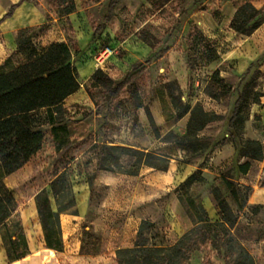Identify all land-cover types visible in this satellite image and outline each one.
<instances>
[{
  "label": "rangeland",
  "instance_id": "1",
  "mask_svg": "<svg viewBox=\"0 0 264 264\" xmlns=\"http://www.w3.org/2000/svg\"><path fill=\"white\" fill-rule=\"evenodd\" d=\"M37 1L52 10L47 0ZM99 1L94 0V3ZM103 1L107 4L109 0ZM167 1L145 0L138 14L124 20V30L113 40L104 32L109 23H104V26L100 27L103 23V16L99 10L102 5L88 9L76 5L75 11L77 6L84 11L87 18L86 27L91 25V33L88 39L86 38L88 30L83 31L82 43L78 47L73 40L75 36L69 34L67 45L72 62L73 58L83 53L114 81H120L132 64L143 63L144 72L137 78L136 86L147 111L141 109L137 112L138 125L134 122L126 96L122 95L114 103L112 108L114 113H109L102 106L106 98L104 89H94L91 96L86 91L85 93L79 91L88 89L83 77H78L79 89L76 96L67 97L63 102V107L68 113L66 121L52 124L48 117L50 110L43 108L39 111V114L45 117V121L40 130L31 127L34 146V153L31 156L40 165L44 182L40 184L42 178L37 170L34 169L30 173L26 166L13 175L16 180L15 186L6 182L17 199V219L24 231L27 255L20 261L9 263L0 239V264H116V252L134 246L139 239L137 232L140 222L144 220L154 223L152 229L143 233L146 245L171 246L189 230V226L170 207L169 195L175 194L179 186L169 184L167 179L169 168L184 164L203 167L209 162L212 153L226 143L230 150L225 154L232 160L223 174L234 178L240 158L239 142L244 140L261 142V139H264L261 120L256 113L260 101L264 100V54L259 60H255L254 66L245 74L248 62L245 49L232 48L228 42H223L219 38H209V34L203 32V36L208 39L217 54L216 60L209 62L208 56L198 44L196 34L190 30L191 24L188 23L185 29L181 25L177 26L179 22L175 14H188V10L199 7L205 8L217 17L219 4L223 0H174L167 8L154 15L155 19L160 18L163 30H157V27L152 25L150 29L157 31L153 36L150 30L141 28L154 14L153 10L159 9ZM261 17L263 22L264 8ZM63 28L69 30L68 25H64ZM43 29L44 27L42 31ZM38 31L37 28L31 29L33 38ZM142 31H147L155 37L159 44L157 42L153 49L144 44L141 40L148 36ZM160 38L162 40H159ZM33 41L39 49L45 48L37 39ZM146 47L151 50L148 55L143 50ZM164 47H169L170 51L160 57L158 51ZM8 60L9 64L3 63L0 72L4 71V68L18 67L23 63L22 56L16 51L11 52ZM188 62L191 63L190 68ZM215 71H219L220 77L231 88V93L218 101L205 93ZM240 93L245 97L242 105L243 121L232 136L233 132L227 129V121ZM169 94L182 105L194 107L199 104L204 112L219 119L206 125L200 132L204 139L188 143V150L177 146L174 138H164L170 132L175 136H183L189 119L187 115L185 121L175 123L169 117L168 103L172 108ZM256 94L261 96L258 103L254 104ZM147 112L158 129L159 139L153 134ZM153 113L160 122L159 113L164 123H156ZM103 140L145 148L154 153L153 160L148 168L140 167L136 176L125 174L126 171H134V159L129 157L121 161L122 173L99 171L96 151H91L90 148ZM193 147L198 148L197 152H193ZM64 170H67L69 175L75 208L60 215L62 251L49 252V249L44 247L34 197L46 189L55 210L49 183ZM155 172L160 175L161 185L156 184L159 180L147 182L145 179L147 175ZM204 180L202 172L195 170L187 182ZM213 187L210 186L209 191ZM217 187L234 207L222 182H219ZM241 217L242 220L251 219L247 212ZM243 244L251 253L250 245ZM202 256L203 253L195 254L186 264H202ZM210 264L223 262L212 255Z\"/></svg>",
  "mask_w": 264,
  "mask_h": 264
},
{
  "label": "trees",
  "instance_id": "2",
  "mask_svg": "<svg viewBox=\"0 0 264 264\" xmlns=\"http://www.w3.org/2000/svg\"><path fill=\"white\" fill-rule=\"evenodd\" d=\"M26 1L31 0H19L14 4L0 19V23L9 18L14 10ZM118 1L109 0L107 14L100 27L110 21ZM47 2L59 17L67 16L76 9L74 0H47ZM261 18V11L255 9L249 2H245L236 9L229 28L237 35L248 36L260 26ZM190 30L196 34L198 44L208 56L209 62L215 61L217 54L208 39L196 27L192 26ZM142 32L148 37L141 41L153 49L158 41L147 31ZM15 49L16 53L22 56L23 63L18 67L4 68L5 70L0 72V239L9 263L20 261L27 255V243L21 223L17 219V199L14 191L7 185L6 178L26 166L30 173L34 169L37 170L42 178L40 184L44 182L40 165L31 156L34 153L31 127L39 130L43 126L45 117L39 114L40 109L43 108L50 110L48 117L52 124L66 121L68 113L63 107V102L79 89L76 80L77 71L73 66L67 44L53 43L46 48L39 49L34 44L31 29H22L17 33ZM169 51V47H164L159 49L158 53L161 57ZM4 63L9 64V60L7 59ZM187 64L190 68L191 63ZM253 66L254 63L250 64L245 74H248ZM143 72L144 64L136 62L131 65L120 81H114L107 73L97 69L91 75L92 83L86 92L91 96L94 89H104L106 98L102 106L109 113H114L112 110L114 103L125 95L133 113L134 122L138 123L137 112L141 109L147 111L136 86V80ZM205 93L218 101L228 96L231 88L220 77L219 71H215ZM260 96L255 95L254 104L258 103ZM169 98L175 110L174 118L178 121L189 115V119L183 136H175L170 132L164 138L172 137L177 146L188 150V143L204 139L200 136V132L206 125L219 119L215 115L204 112L199 104L190 107L182 105L172 94H169ZM244 100V94L240 93L227 121V129L233 132L232 136L243 121ZM32 111L34 112L30 116L29 113ZM147 115L153 134L159 139L158 129L149 112ZM111 116L113 117L112 114ZM239 148L240 157L255 161L263 158V144L258 140L241 141ZM90 150L96 151L97 169L111 174L122 173L123 158H133L134 171L125 172L131 176L138 175L140 167H149L154 156L152 151L145 148L105 140L97 142ZM197 150V147H193V152ZM249 168V163L236 165V174L245 175ZM221 182L227 195L238 210L242 211L246 207L251 189L237 184L234 178L227 176H223ZM49 188L55 210L52 208V202L48 198L46 189L36 194L34 204L43 234L44 247L61 252L63 242L60 215L75 208V198L67 170L58 174L49 183ZM210 193L218 211L217 221L207 218L203 206L196 203L187 193L185 184H181L176 188L175 194L191 220L192 228L182 234L173 245L155 247L146 245L143 239V233L152 229L154 223L141 221L137 232L139 239L132 248L116 252V264H186L193 255L199 253H203L202 264H210L212 255L221 259L223 264H257L249 249L233 234L238 223V216L221 190L213 187ZM250 210L252 214H256L261 207H252Z\"/></svg>",
  "mask_w": 264,
  "mask_h": 264
},
{
  "label": "crops",
  "instance_id": "3",
  "mask_svg": "<svg viewBox=\"0 0 264 264\" xmlns=\"http://www.w3.org/2000/svg\"><path fill=\"white\" fill-rule=\"evenodd\" d=\"M18 1L19 0H0V19H2V17ZM144 1L145 0L118 1L114 7L113 15L110 21L107 22L109 23L108 27L104 31L105 34H108L109 39L113 40L120 36L125 27L124 20L129 16L134 17L136 14H138L142 4L145 3ZM173 1L174 0H168L167 3L159 9H154V14L148 18L149 21L143 23L144 25H142L141 28L150 30V32L154 34L153 36L156 35L157 31H154L155 29H150L152 25L156 26L157 30H163V28L160 26V18L158 17L155 19L154 15L162 11L164 8H167V6ZM74 2L75 5L82 6V9H88L92 6L99 7V5H102L99 10L103 18L107 14L108 3L106 4V2L103 0H100L96 3H94V0H74ZM245 2H249L255 9L260 11H262L264 8V0H223L219 4L217 17H214L210 12L202 7L188 10V14L177 13L175 14V17L178 18L179 25L183 26L184 29L187 27V24L190 23L191 26L196 27L201 33H208L209 38H219L221 41L231 44L232 48L236 47L237 49L238 47H241L242 49H245V51H247L246 59H248L246 64L247 66L245 68L246 70L250 64L254 63L255 60L259 59L264 54V21L248 36H242L233 33L229 28V23L236 9ZM78 6L77 11H74L67 16L59 17L57 14H55L56 11L54 9H52L54 10V12H52V10L47 9L41 4V2L37 0L21 3L9 18L0 23V68L2 64L8 58H10L11 52L16 51L15 37L18 31L22 29L37 28L39 33L35 35L33 39H37L38 43L45 48L53 43L67 44V38H70L69 34H73L75 36L73 40L76 41V45L78 47L79 44L82 43V33L84 30H88L86 32V38L89 39L91 25L86 27V15L84 14L83 10L78 8ZM64 25H68L69 30H65L63 28ZM43 27L44 29L42 31ZM159 40L162 39L160 38ZM143 50L147 55L151 52V50L149 48L147 49V47ZM73 66L77 71V78L83 77L84 84L89 89L92 83L91 75L95 70L99 69V67L90 57L84 56L83 53L78 54L77 58H73ZM79 91L85 93L86 90L82 89ZM75 96L76 92L70 95L68 98H74ZM259 104L260 106L256 110V113L260 117L261 128L264 135V100L260 101ZM154 105L156 104L154 103ZM167 106H169V117L172 118L175 123L186 120L187 116L177 121L174 118L175 110L173 107H170L169 103ZM33 112L34 111L30 112L29 114L31 115ZM158 116L161 121L159 122L154 115L155 122L158 124H163L164 120L162 116L159 113ZM41 128L42 127H40L39 130ZM220 128L222 130L223 126ZM261 140L263 144V158L261 160L255 161L245 157H240L237 163V165H242L244 163L250 164L247 174H236L234 177V181L237 184L249 187L251 189L247 199L246 207L242 211H239L235 204L233 207L228 200L227 202L238 216V223L233 230V234L242 243H247L250 245L251 255L256 262H261L264 264V139ZM229 150V146L225 143L221 148H218L212 153V156L209 158V162L205 163L203 167L199 168L193 167L190 164H184L178 167H170L167 172L169 184L174 186L185 184L186 191L189 196L196 203H199L203 206L207 214V218L211 221H217L219 216L209 188L210 186H219L221 178L225 176L223 173L227 170V167L230 165L232 160V158L230 159V157L226 156L225 154ZM195 170L202 172V177L205 179L204 182H187ZM18 171L8 176L6 178V182H9L12 186H15L16 180H14L13 175H15ZM159 176L160 175L155 172L153 174L147 175L145 179L147 182L159 180V182L157 181L156 184L161 185L162 183ZM169 202L172 210L179 214L181 218H183L190 230L193 226L192 222L179 203L177 196L175 194L169 195ZM257 206H260L261 210L256 214H252L250 209ZM245 212L249 213V217L251 219L242 220L241 216ZM48 251L52 252L51 250Z\"/></svg>",
  "mask_w": 264,
  "mask_h": 264
},
{
  "label": "built area",
  "instance_id": "4",
  "mask_svg": "<svg viewBox=\"0 0 264 264\" xmlns=\"http://www.w3.org/2000/svg\"><path fill=\"white\" fill-rule=\"evenodd\" d=\"M77 82H79V78H76Z\"/></svg>",
  "mask_w": 264,
  "mask_h": 264
}]
</instances>
